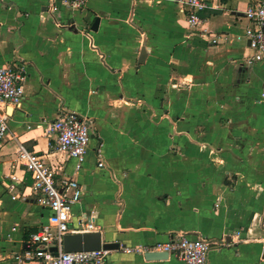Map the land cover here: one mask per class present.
I'll use <instances>...</instances> for the list:
<instances>
[{
  "label": "crops",
  "instance_id": "crops-1",
  "mask_svg": "<svg viewBox=\"0 0 264 264\" xmlns=\"http://www.w3.org/2000/svg\"><path fill=\"white\" fill-rule=\"evenodd\" d=\"M204 1L192 28L188 0H0V68L26 72L0 144V264L52 221L19 151L56 164L61 107L93 121L83 170L67 169L83 189L72 227L91 217L121 247L206 237L208 264H264V60L249 62L245 17L261 0ZM121 247L111 264H185Z\"/></svg>",
  "mask_w": 264,
  "mask_h": 264
},
{
  "label": "built area",
  "instance_id": "built-area-1",
  "mask_svg": "<svg viewBox=\"0 0 264 264\" xmlns=\"http://www.w3.org/2000/svg\"><path fill=\"white\" fill-rule=\"evenodd\" d=\"M87 1L64 0L73 10L83 9ZM188 4L193 9L190 10L187 21L190 27L196 28L203 23L199 13L207 8V4L204 0H188ZM245 17L250 22L246 29L248 46L252 51L249 62L254 64L264 60V0L251 4L245 12ZM25 80V69L18 64L10 63L0 68V144L9 132V108L20 107L24 99ZM92 134L93 121L90 118L61 107L59 117L47 126V135L54 138L55 151L59 155L56 164L47 162L36 152L20 149V160L33 180L31 189L51 211L52 221L41 225L30 234L29 249L23 256L18 257V264H111V251L104 248L89 252L64 251L66 235L96 232L92 218L87 216H80L77 225L71 226L73 208L82 201L83 189L74 175L67 173L68 168H72L74 173L83 170ZM98 167H105L102 158L98 160ZM62 172L66 173V176L57 179ZM15 187L14 183L11 184L10 191ZM13 229L15 230V227ZM212 245L206 237L192 239L178 235L153 245L124 246L121 249L143 256L148 253L168 254L185 264H208ZM53 247L59 248L58 256L51 251Z\"/></svg>",
  "mask_w": 264,
  "mask_h": 264
},
{
  "label": "water",
  "instance_id": "water-1",
  "mask_svg": "<svg viewBox=\"0 0 264 264\" xmlns=\"http://www.w3.org/2000/svg\"><path fill=\"white\" fill-rule=\"evenodd\" d=\"M99 23V20L96 21V26ZM121 245L117 242H104L102 240V235L100 232H89V233H77V234H68L64 238V251L65 252H89V251H98L102 248L115 251L119 250ZM51 251L55 256H58L59 248L53 247ZM147 260H165L169 256L168 254L162 253H148L145 255Z\"/></svg>",
  "mask_w": 264,
  "mask_h": 264
}]
</instances>
